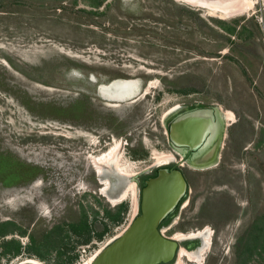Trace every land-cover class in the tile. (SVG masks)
Wrapping results in <instances>:
<instances>
[{"label":"rangeland","instance_id":"obj_1","mask_svg":"<svg viewBox=\"0 0 264 264\" xmlns=\"http://www.w3.org/2000/svg\"><path fill=\"white\" fill-rule=\"evenodd\" d=\"M255 1L249 12L222 18L181 0H0V150L28 163L21 180L0 185V221L27 234L0 245L12 237L27 245L38 231L46 255L24 251L1 264H61L79 254L78 264L125 231L142 178L170 163L156 155L172 154L171 114L194 103L222 109V158L212 169L185 168L188 197L162 231H217L204 262L173 264H237L247 244L248 264H264V0ZM119 78L141 81L142 93L105 97L99 85ZM118 139L122 164L135 171L128 180L139 179L137 201L129 191L114 203L125 185L110 175L104 193L92 161ZM121 203L128 210L112 223L107 210ZM60 240L62 256L47 251Z\"/></svg>","mask_w":264,"mask_h":264},{"label":"water","instance_id":"obj_2","mask_svg":"<svg viewBox=\"0 0 264 264\" xmlns=\"http://www.w3.org/2000/svg\"><path fill=\"white\" fill-rule=\"evenodd\" d=\"M225 120L226 117L218 105L181 115L169 127L170 140L178 147H188L190 151L201 150L204 153L208 147V143L205 141L210 140L214 132L213 127L217 124L220 131L216 145L206 154L213 156L222 149L226 131ZM133 180L139 183L137 177H133ZM187 190L188 182L181 169L161 167L157 175L149 178L145 186L140 189L138 210L132 223L101 249L89 264L172 262L176 257L177 250L181 248L180 243L189 239L166 236L161 225L178 207ZM23 264L35 263L26 262Z\"/></svg>","mask_w":264,"mask_h":264},{"label":"bare ground","instance_id":"obj_3","mask_svg":"<svg viewBox=\"0 0 264 264\" xmlns=\"http://www.w3.org/2000/svg\"><path fill=\"white\" fill-rule=\"evenodd\" d=\"M186 3H189L194 6H203L208 8L212 14H219L222 18H230L239 15H243L249 12L255 5V0H181ZM207 9V10H208ZM208 10V11H209ZM141 81L132 80V79H115L110 81L107 84L99 85L101 93L110 98V100L115 101H127L134 97H137L139 93H142L141 89ZM150 90V89H149ZM148 93V89L145 91V95ZM144 95V96H145ZM123 103V102H122ZM175 110V109H174ZM229 120H234L235 114L231 110L226 111ZM122 141V140H121ZM123 146V144H122ZM122 146L120 145V140H116V144L110 149H105L100 154H95L97 156L91 155L92 161L97 168L98 177L100 181L103 183L102 191L107 193L112 189V180L110 179V175H114L117 177L118 183L124 184V189L119 192V194L115 197H111V200L116 203L122 201L129 195V191L133 192V198L137 201L138 193H137V182L128 180L130 177L134 176V170H129L128 167H124L122 164ZM173 155L170 154H157L156 158H158V162H170L172 160ZM90 158V157H89ZM128 182V183H127ZM117 183V184H118ZM129 185V186H128ZM128 187V188H127ZM139 190V189H138ZM132 195V193H131ZM109 196V195H108ZM125 201V200H124ZM135 202V201H134ZM137 204V202H136ZM136 206V205H135ZM195 236H203L204 237V245L198 251L192 252L188 251L184 247L180 249L179 252V260L182 262L183 258H187L190 261L194 262H204V259L211 247V237L213 236V231L210 227H206V229H199L192 232H179L175 233V237L178 239H183L185 237H195ZM98 250L97 253L91 255L88 259L84 260L78 264H89L95 258V256L100 252ZM26 262H33L35 264H45L42 260L37 259L36 257L28 258ZM21 264V263H20ZM23 264V262H22Z\"/></svg>","mask_w":264,"mask_h":264},{"label":"trees","instance_id":"obj_4","mask_svg":"<svg viewBox=\"0 0 264 264\" xmlns=\"http://www.w3.org/2000/svg\"><path fill=\"white\" fill-rule=\"evenodd\" d=\"M147 155V153L137 154L133 153V156L135 157H143ZM28 163L24 160H22L20 157H16L15 155H12V153L4 150H0V185L1 186H10L14 183H17L19 180L24 177V175L28 172ZM25 173V174H24ZM145 185V184H144ZM118 207L114 210V212L111 209H108V217H110L109 220L112 221V223H120L123 220V213H125L128 210V204L127 203H121L117 205ZM80 226L82 227V230L88 232V235L83 239L82 242L88 243L91 241L93 235L91 234L90 229V223L88 220V216L84 215L82 217V220L80 222ZM57 231L60 229L59 227L55 228ZM35 232L38 231H32L28 234L29 237H31V241L27 245H23L21 241L15 237H12L10 239L4 240L0 247V260L2 257H14L18 256L24 251H27L31 255H37L39 258L46 260L45 252L42 250L43 245L40 244V240L37 239V235ZM19 233L21 235L27 234V229H24L18 225H16L14 220H5L0 221V238L5 237L9 234ZM55 233V230L53 231ZM102 234H99V238L102 237ZM51 238V237H50ZM240 239V238H239ZM55 241H58L56 238L52 239ZM51 240H48L47 243H52ZM62 240L59 241L58 244H55L51 249L47 250L50 253L56 252L57 256H62L63 252L60 251L59 246ZM249 243V240H248ZM248 250H243L239 253V260L237 264H246L247 258L252 256L253 251L249 250V246L247 244ZM61 248V247H60ZM79 258V254L74 256L70 261L62 262L61 264H73L76 263L77 259ZM50 264V263H49ZM57 264V263H56Z\"/></svg>","mask_w":264,"mask_h":264},{"label":"flooded vegetation","instance_id":"obj_5","mask_svg":"<svg viewBox=\"0 0 264 264\" xmlns=\"http://www.w3.org/2000/svg\"><path fill=\"white\" fill-rule=\"evenodd\" d=\"M212 106L216 107V105H212ZM207 107H210V106H207L205 103L204 104L203 103H194V104H189V105L187 104L186 106L178 107L179 109H177V111H173V113L171 114V117L169 119L168 134H169V127L171 126V123L177 117H179L181 115L188 114V113L196 111V110H199L201 108H207ZM213 129H214L213 130L214 132L212 134V137L210 138V140L205 141V143L206 142L208 143V145H207L208 147L204 153L201 152V150L190 151L188 149V147H178L171 142L170 136H169V144L172 148V155H173L172 160L168 164H165L162 166H157L149 175H146L142 178L140 189H142L145 186L144 184H146V181L149 178L157 175L158 170L161 167H166L168 169H181L183 171L186 179H187L188 190H187L186 195L181 199L178 207L163 221L161 227H165L167 225L169 226V224L172 223L174 217H176V215L178 213L180 206L185 201V199H187V197H188L190 183H189V179L185 173V168H188L189 170H208V169L215 168L217 165L220 164L221 158H222V155H221L222 149L219 153L216 152L215 154H213V156L206 155L207 152L214 149L216 142H217V137L219 135L220 127L217 124L213 127ZM210 136H211V134H210ZM183 150H184V152H183ZM205 155H206V157H204ZM112 176L115 180L117 179L116 176H114V175H112ZM206 227L203 229H206ZM197 230H199V229H197ZM216 231H217V229H215V231H213V234L216 233ZM175 238H177V237H175ZM186 238L189 240L181 242L180 246L182 248V245H184L186 247L185 249H187L188 251H192V252L198 251L201 247H203V245L205 243L203 236L185 237L183 239H186ZM211 240L213 241V236L211 237ZM179 252H180V249L177 250L176 257L172 262L161 263V264H173V263H175L177 257L179 258V256H178ZM249 262H250V258L248 256L246 264H248Z\"/></svg>","mask_w":264,"mask_h":264},{"label":"built area","instance_id":"obj_6","mask_svg":"<svg viewBox=\"0 0 264 264\" xmlns=\"http://www.w3.org/2000/svg\"><path fill=\"white\" fill-rule=\"evenodd\" d=\"M0 251H1V249H0ZM83 251L86 252V249H84ZM84 255H85V253L82 254V256H81V258L79 259L78 263H80V262H82V261L84 260V259H83Z\"/></svg>","mask_w":264,"mask_h":264}]
</instances>
